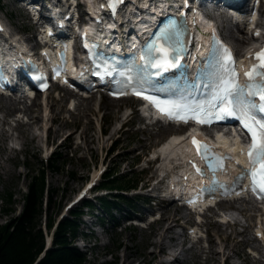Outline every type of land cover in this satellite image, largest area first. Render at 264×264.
<instances>
[{
    "label": "rangeland",
    "instance_id": "rangeland-1",
    "mask_svg": "<svg viewBox=\"0 0 264 264\" xmlns=\"http://www.w3.org/2000/svg\"><path fill=\"white\" fill-rule=\"evenodd\" d=\"M78 1L83 10L87 2H92ZM23 2L0 0V17L7 22L9 29L26 38L30 37L29 44L35 48V40L29 30L34 29V23ZM259 11L258 27L264 30L263 7ZM218 18L227 22L222 26V31L240 54L248 42H257L258 38L251 35V30L242 22H230L225 14H218ZM32 23L33 26L29 27ZM239 38H245L241 47L236 43ZM38 95L37 101L34 97L15 99L6 96L9 101L0 98L1 223L19 214L31 175L57 150L63 155L62 167L47 172V183L53 189L48 214L56 219L66 214L69 216L68 208L76 204L72 202L81 191L86 192L81 200H93L98 206L97 196L108 191L96 189L103 169L119 167L125 176H145L139 189L130 190V193L139 191L150 197L149 202L138 201V210L122 203L124 209L122 206L115 208L111 216L99 207L88 213L86 208L80 226L86 238L78 237L76 242L86 251L87 264H122L125 251L132 256L133 264H158L161 258L166 259L167 264H203L208 255L207 245L212 243L219 251L230 253L233 264H264V205L248 197L222 200L195 216L188 208L180 205V201L163 198V194H170V189H167L168 177L163 174H174L179 170L180 161L176 158L184 153V146L175 149L163 146L172 141L173 136L183 130L184 126L167 130L162 126L165 123L160 121L147 123L139 110V101L135 98L122 100L120 105H115L103 93L88 92V95H82L67 88L50 89ZM90 96L93 98L88 106L86 99ZM34 114L39 115V118H32ZM29 129L35 134L33 139H28ZM219 129L215 127V130ZM203 131L210 135V131ZM23 134L27 137L26 141ZM217 137L228 143L240 140L238 133L224 130L217 133ZM94 179H97V184L88 189ZM6 191H12L13 194L10 211H3L7 204L1 197ZM173 212L181 215L182 220L180 224L170 220L174 224L173 234L176 238L168 235L165 240L167 244L175 241L181 243L183 248L179 250L173 246V253H164L162 256L158 249L155 255H151L153 246L148 241L162 223L152 220L162 214L166 218V214ZM45 216V213L40 215L41 221H45ZM134 217L141 219L140 225L131 219ZM228 218L230 220L226 221ZM191 226H194L195 231L190 229ZM257 229H262L263 235H257ZM210 236L214 242L208 239ZM175 255L183 262L174 260ZM223 261L221 259L219 264H224Z\"/></svg>",
    "mask_w": 264,
    "mask_h": 264
},
{
    "label": "snow or ice",
    "instance_id": "snow-or-ice-1",
    "mask_svg": "<svg viewBox=\"0 0 264 264\" xmlns=\"http://www.w3.org/2000/svg\"><path fill=\"white\" fill-rule=\"evenodd\" d=\"M186 32L184 22L170 21L145 46L144 55L140 58L142 63L136 64L134 61L132 65L125 66L124 70L115 67L108 70L106 67L105 74L116 72L126 78L123 88H131L133 94L153 102L162 113L172 119H180L185 123L193 119L200 124H207L212 120L237 118L251 138L246 150L247 164L242 160H235L232 155L220 156L212 151L211 145L195 137L192 142L213 172L212 185L219 184L215 173L218 169L225 168L224 161L235 160L242 169L236 182L242 187L241 182L251 177L250 190L257 198L264 199V48L249 53L257 62L243 72V76L247 78L244 84L240 83L238 62L232 50L219 41L209 53L207 68L198 71L197 77L189 83H182L189 79L184 72L187 66L181 63L186 50L183 40ZM256 35L259 36L260 33L257 32ZM173 69L178 70L179 81L168 80L167 88L163 83L154 81V77ZM202 86L210 88L208 98L203 103H188L186 97ZM149 88L154 92L175 89L182 94L178 100H160L155 95H145ZM120 94L125 93L122 91ZM240 151L244 153L245 150L241 148ZM196 170L202 172L199 167Z\"/></svg>",
    "mask_w": 264,
    "mask_h": 264
},
{
    "label": "trees",
    "instance_id": "trees-1",
    "mask_svg": "<svg viewBox=\"0 0 264 264\" xmlns=\"http://www.w3.org/2000/svg\"><path fill=\"white\" fill-rule=\"evenodd\" d=\"M62 156L59 151H53L47 162H43L42 167L31 175L22 210L6 222H0V264H87L86 251L76 242L84 233L80 226L86 208L92 210L99 207L112 216L115 208L122 206L124 209L122 203L138 210V201H150V197L142 192L130 193L131 189H139L145 176H125L119 167H114L105 171L100 180L98 188L108 191L97 196L98 206L93 200L85 199L70 209L69 216L56 219L48 214L53 189L47 183V172L49 169L55 171L62 167ZM12 197V191H6L2 195L1 198L7 204L3 211L12 209ZM44 213L46 219L41 221L40 215ZM44 225L53 235L49 247H46L47 231Z\"/></svg>",
    "mask_w": 264,
    "mask_h": 264
},
{
    "label": "bare ground",
    "instance_id": "bare-ground-1",
    "mask_svg": "<svg viewBox=\"0 0 264 264\" xmlns=\"http://www.w3.org/2000/svg\"><path fill=\"white\" fill-rule=\"evenodd\" d=\"M21 1V0H20ZM34 0H29V2H33ZM39 4L38 5H41V3H40V1H37ZM42 2H45V0H42ZM138 9H140L141 10V8H140V6H138ZM254 23H256V21H254ZM246 38V37H245ZM245 38H243V39H245ZM243 39H241V38H239V39H237V41H236V43H237V45L239 46V47H241L242 46V43H243ZM251 39H253V38H251ZM251 45H255L256 43H250ZM249 44V45H250ZM38 94H41V93H37L36 94V96L34 97V99H36V101H37V96H39ZM105 96H107V95H105ZM108 97H110V96H108ZM0 98H2L3 100H8L7 99V97L6 96H4V95H2V94H0ZM92 98H93V96H90V97H88L87 99H86V101L89 103L88 104V106H90V102L92 101ZM129 98H131V97H110V99L115 103V105H120L121 103V101L122 100H125V99H129ZM9 101V100H8ZM10 101H11V98H10ZM13 104H14V101L12 100L11 101ZM84 102V101H83ZM83 102H81V104L83 103ZM6 103H8V102H6ZM11 103V104H12ZM79 110V109H78ZM27 112L29 111V109H27L26 110ZM32 118H39V115H33L32 116ZM39 120V119H38ZM28 124V123H27ZM29 125L31 126L32 124L31 123H29ZM162 126H163V128L164 129H179L181 126H183V125H176V124H173V123H168V124H162ZM29 128V127H28ZM32 129H29V130H27V134H28V139H33L34 137H35V134L31 131ZM26 134V133H25ZM25 134H23L24 135V141H26V138L27 137H25ZM36 139V138H35ZM35 141V140H34ZM219 141L222 143V144H224V145H228V147H230V148H232V149H237L238 148V146H239V144H240V141H239V139H237L236 141L237 142H234V144H231V143H228L227 141H225V140H223L221 137H219ZM185 142H186V140H185V138H182L181 136H177V135H175V136H173V139H172V141H170V142H167L164 146H163V148H165L166 146H172L173 147V149H175L176 147H183L184 146V150L183 151H185V150H187L188 149V143H186L185 144ZM33 143V142H32ZM172 144V145H171ZM176 144H180L179 146H177ZM39 147V146H38ZM158 158V157H157ZM176 159H178V158H176ZM181 179V178H180ZM180 179H178V184L179 185H181V182H180ZM170 220H173V221H175V223L176 224H180L181 223V220H182V217H181V215H178V213L177 212H173V214H166V218H165V214H162L160 217H158L157 219H155L154 221H162V223L161 224H159L160 226L158 227V229L157 230H155V232H154V236L152 237V238H150L149 239V243L150 244H152V246H153V250L150 252V254L151 255H155L156 253H157V251H158V249H159V254L162 256V254H164V253H171L172 252V247L174 246V248H176L177 247V249H179L180 250V247L181 248H183V246L181 245V243H178V242H173V243H169V244H167V241L165 240V237H168V235L171 237V238H173V239H175L176 237H175V235L173 234V230H174V224H172V221L170 222ZM153 222V221H152ZM155 223V222H154ZM230 224V223H229ZM210 235V234H209ZM211 236H212V234H211ZM210 236V238L208 237V239H210L212 242H214L213 241V238ZM49 237H51V235H49ZM227 237V236H226ZM233 237V236H232ZM168 239V238H167ZM197 240H200V239H197ZM206 240V239H205ZM171 241V240H170ZM173 241V240H172ZM210 242V241H209ZM148 244V243H147ZM183 244V243H182ZM244 245V244H243ZM129 247V246H128ZM151 250V249H150ZM175 250V249H174ZM202 250H205V249H202ZM206 251L208 252V255L206 256V260H205V263H203V264H208L209 262H212V264H219V262L221 261V259H223L224 261V264H233L232 263V261H231V254L230 253H228V252H226V251H219L218 249H217V247H213V243L212 244H208L207 245V249H206ZM174 252V251H173ZM172 252V253H173ZM211 252V253H210ZM149 253V252H148ZM147 254V253H146ZM150 256V255H149ZM160 256V257H161ZM220 256H221V258H220ZM123 261H121L122 262V264H133V260H132V256H130L129 255V253H128V251H125V253H124V255H123ZM154 258V257H153ZM152 258V259H153ZM145 260V259H144ZM174 260H177V261H180V262H183L182 260H181V258L179 257V256H176L175 258H174ZM150 261V260H149ZM142 263V262H141ZM157 263L158 264H167L168 263V261L166 260V259H164V258H161L160 260H158L157 261ZM202 263V262H201ZM155 264H156V262H155ZM180 264H182V263H180Z\"/></svg>",
    "mask_w": 264,
    "mask_h": 264
}]
</instances>
